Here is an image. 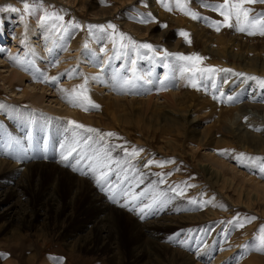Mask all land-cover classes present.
I'll list each match as a JSON object with an SVG mask.
<instances>
[{
	"label": "rangeland",
	"instance_id": "rangeland-1",
	"mask_svg": "<svg viewBox=\"0 0 264 264\" xmlns=\"http://www.w3.org/2000/svg\"><path fill=\"white\" fill-rule=\"evenodd\" d=\"M81 1L89 5L86 13H80L82 17L79 18L75 17L72 11L64 10L58 3L46 0H42V5L39 4V0L35 4L33 0H28L32 9L31 14L25 12L21 0H0V31H3L5 37V41H0L3 48L0 50V158L18 166L21 165L20 167L23 168L26 166L23 163L26 162L28 164L58 163L57 165L62 166L64 170L78 176L70 177L76 182L83 176L87 178L89 175L92 176L89 168L82 165L86 159L90 162L97 153H100L101 157L108 153L115 163L111 164L109 174L101 181L106 189L101 190V193L106 192L105 200L119 210L117 223L111 217L109 218V223L118 228V234L115 235L118 242L117 249L116 251L110 249L99 251L91 244L92 241L85 242L84 239L78 242L80 241L81 244L84 242L87 247L89 245L92 247L90 249H86L85 246L76 247L78 234L82 235V238L90 236L91 226L86 225L91 224L96 208L91 204L89 195L83 190L82 197L78 201L73 200L69 191V179L63 176L59 186V193L63 196L60 195L54 204L63 214L58 211L57 219L52 215L51 220H55L56 223L66 220L64 227L59 224L55 227L46 216L34 218L28 226H21L20 221L15 219V204L11 212L5 211L6 207L15 203L16 198L11 196L4 203H0V264H47L57 262L58 258H63V262L70 259L69 264H241L242 261L243 264H264V253L246 247L258 243L255 237L264 226V174L255 168L241 166L234 159L239 153L264 157L263 151L261 153L254 151V146L260 143L255 140L252 142L248 139L249 137L235 131L242 123L241 109L238 108L245 102L244 98L239 96L243 89L244 96L256 94L258 99L255 103L264 104V88L258 86L256 82L245 80V77L235 76L232 73L220 72L215 77L219 90L204 91L191 87L187 79L189 74L184 73V91H188L190 87L207 96L212 94L210 98L216 103L215 107L196 106L192 103L187 107V112L178 116L170 114L165 108L158 107L159 104L156 101L123 103L124 105L116 107V122L109 128L110 130H104L101 126L88 123L84 119L61 116L57 112L68 106L88 115V105L73 106L68 102V98H65L68 92L73 95L69 89L68 92L63 91L67 86L64 84L71 81H75L74 84L78 87L77 92H80L79 83L82 81L89 83L88 90L95 89L94 91L98 93L103 90L105 95L110 89L112 92L113 80H106L104 72L107 70L106 74L109 73L112 63L118 65L125 59H133L130 56L133 52L132 45L127 40L121 41L119 33L133 36L134 41L142 44L131 31L119 28L117 19L139 23L138 18L141 14L150 13L154 20L141 24H155L160 29H169V35L160 38L162 44H157L155 39L147 40L149 41L147 44H151L156 49L157 55L154 56L150 50L141 52L143 48L136 50L135 67L149 60L157 61L156 69L152 66L147 69L145 78L138 79L139 90L136 94L138 98L166 93L175 87L173 84L175 80L177 83V79H174L173 70L162 66V63L168 62V59L161 61V57L164 51L171 50L172 46L168 44H175L178 37L182 38L185 46H191L192 49L182 51L183 54L202 56L201 51L212 46L211 40L208 39L215 34H221L224 39L221 41L226 44L233 43L230 39L237 36L243 43L242 46L238 45L241 51L249 52L252 48L264 55V36H249L228 28H222L220 32H216L204 22L185 15L176 8L173 0H169L172 10L168 11L164 6L163 10L176 17L187 16L200 31L195 36L189 35L191 43H188L184 36L179 35L182 30L174 22L158 15L157 17L148 11L146 0H132V3L126 5L127 7L123 9L120 7L114 18L98 23L94 21L95 9L113 8L119 5L118 2L116 0ZM209 2H218V0H209ZM188 6L202 16L222 19L217 13L202 7L197 0H191ZM246 7L253 9L252 14L264 12V3L246 5ZM52 13L63 16V20L56 19L51 15ZM45 17L48 18L45 19ZM73 23L81 27H71ZM109 23L116 25L118 30L116 33H113L112 29L89 31V25L106 26ZM82 24H84L83 27ZM44 26H46L45 33L40 36ZM79 30L88 31L92 38L91 42L98 44L96 47L98 50L94 52L88 48L89 44H82L79 46L82 56L79 55L77 60H72L73 56L66 54L65 46ZM172 32L174 35L170 38ZM96 34L105 36L98 39ZM106 36L109 39L107 42L104 41ZM35 39L42 41L34 43ZM121 44L128 47L122 48ZM108 45L113 55L105 59L102 53L108 49L106 48ZM23 52L26 53L24 57L20 56ZM68 61L72 62L67 63ZM174 61L179 66L183 63ZM206 66L211 65H203V67ZM13 71L19 72L23 80L17 77L13 80L11 76ZM119 72L130 75L126 69H119ZM233 72L242 73L235 69ZM4 77H8L7 82L3 80ZM44 77H47L46 82ZM53 77L57 78L55 83L52 82ZM225 79L227 82H224ZM160 81H165L163 90H159ZM10 83H13L14 87ZM29 85L38 86V89L31 92L39 94L41 100L37 103H33L31 97L23 94L24 91L31 90L27 88ZM41 85L45 88L44 90L39 88ZM251 85H254L252 89ZM241 86H243L241 90L234 92ZM220 91L226 96L231 95L234 100L221 99ZM213 95L219 98L213 99ZM58 98L61 100L60 104L57 103ZM76 98H79L77 93ZM96 103L99 108L93 109L94 113L101 111L100 104ZM85 107L88 108L87 111ZM68 119L84 125L85 128H76V125L70 124ZM86 128L97 129L101 134L115 133L116 135L100 140L98 133H89L85 130ZM260 133L261 130L254 129L250 137L257 138ZM87 137L92 139L86 146ZM10 140H18L20 145H14L12 149H9ZM72 149L75 150L68 156L67 162L75 163L80 160L77 167L83 172H89V175L71 171V167L61 162V155H68ZM133 149L137 150L138 155H131ZM221 150H228V152L221 154ZM143 152H147L144 155L145 161L139 167L137 161ZM149 161L152 163L149 164ZM161 164L163 166H160ZM143 166L147 167V171L142 173L144 181L139 182L131 174L133 171H139L138 169H144ZM11 168L13 169L11 171L5 166L0 169V192L3 190L1 186L11 183V180L15 181L16 168ZM212 174L216 176L219 174L218 180L212 179L210 177ZM20 175L21 173L16 178L18 179ZM10 176L13 178L11 179ZM22 180L25 187L18 189H26V198L30 205L33 203L36 205L39 200L42 201L47 196V191H56V181L45 171L41 175L38 173L25 175ZM93 180H85L91 188L97 184L94 178ZM79 182L81 183L80 180ZM23 203H27V200L23 199ZM124 204H128V207L122 206ZM170 206H175V209L168 213L169 216L175 217L176 221L181 220L187 225H192L194 232L189 240L197 243V246L188 252L196 255H187L185 252L178 251L176 240L182 239L183 236L178 234L174 227L157 225L153 234L138 232L137 225L146 226L152 220L166 215ZM141 208L143 212L140 211ZM182 214L194 215L193 221L188 220L187 216L181 219L176 217ZM251 217L255 219L249 220L248 218ZM238 223H243L244 226L238 227ZM82 226L86 227L81 229ZM214 230H217L218 237L211 241L209 238L212 237ZM71 233L76 237L69 236ZM222 236L231 239L229 248L236 249L240 256L231 252L227 255L230 257L225 260H216L221 246V241L218 240H221ZM187 237L188 235L184 236V239ZM201 237L203 238L200 239ZM140 245L146 251L138 255L134 249ZM107 246L109 247L108 244ZM233 257L235 258L232 259Z\"/></svg>",
	"mask_w": 264,
	"mask_h": 264
},
{
	"label": "bare ground",
	"instance_id": "bare-ground-1",
	"mask_svg": "<svg viewBox=\"0 0 264 264\" xmlns=\"http://www.w3.org/2000/svg\"><path fill=\"white\" fill-rule=\"evenodd\" d=\"M46 1L53 2L55 4L58 3V5H60L64 10H67V11L69 10V12L72 11L73 15H75V17L77 16L79 18L82 17L81 14L86 13L85 12L86 8L89 5V3L87 4L86 2H82L81 0H46ZM116 2H118L117 4H119V5H115L113 8L102 7L100 9H95V11L93 12V14L95 15V16L93 15L95 17V19L93 17L94 21H96V23L101 22V21L106 22V21L110 20L111 18H114L115 15L117 14V10L120 7H121V9L127 7L126 5L132 3V0H116ZM146 3L149 7L148 11L154 13L156 16L158 15L160 17L168 18V20L174 22L180 28V30L185 31V32L189 33L190 35H194V36L200 32L198 30V28L190 20V18H187V16L178 15L176 17L175 15H170V13L165 12L164 11L165 9L163 10V6L159 2V0H146ZM167 3L169 4L171 2L168 0ZM136 8H140V7L136 6ZM90 13H92V12H90ZM172 14H174V13H172ZM117 23L120 26L119 28L124 29L126 31H131L133 33V35L137 38V40H139V43H142V44H147L149 42L147 40H150V39H155L156 40L155 42L157 44H162V43H160V38L162 36L167 37L169 35V33H168L169 29H160L155 24H147L146 25V24H141V23H135V22L129 21V20H118V19H117ZM83 26H84V24H82V27ZM45 29H46V26H44L42 28V31L39 34L40 36L44 35ZM170 29L173 30L172 27H170ZM15 33H17V32H15ZM202 34L206 35V33H202ZM96 35H97L98 39H100L101 36H105V35L99 36V34H96ZM173 35L174 34L172 32L170 38H172ZM107 38L108 37L106 36V38H104V41L107 42V40H109ZM208 40H211L212 46H210L209 49L204 48L201 51L202 56L207 58V59H205V61H203L202 65H201L202 67H203V65H211V66H215V67L223 68V69L224 68H228V69H232V70L235 69V70H238L242 73L247 74L248 76H252V75L256 76V77L264 76V55L259 54V52L254 51V49H252V48L250 49L252 51H249V52H246L243 50L241 51L239 49L238 45L242 46L243 43L239 41V38L237 36H233L230 39V41L233 42L231 44H226V43L222 42L221 40H224V39L221 37V34L220 35L215 34L214 36H212ZM0 41L1 42L5 41L3 31H0ZM41 41H38L37 39H35L33 42L39 43ZM91 41H92V38L89 36L88 31L79 30L75 34L73 39L65 46V48L67 49L66 54H69L70 57L73 56L72 60H74V59L77 60L76 58H78V56L81 55V50H79V46H82V44H89L88 48H90L94 52H96L98 50L96 48V47H98V44H95ZM163 44L166 45L165 43H163ZM40 45H42V43ZM168 45L172 46V48L170 47L171 48V50L169 51L170 53H182V51L192 50L191 46H189V47L185 46L184 42H182V38H179V37L177 38V42L175 44H168ZM228 45H230V46H228ZM109 46L110 45H108V47H106L108 49L104 50L102 53L104 55L105 59L107 57L111 58V56L113 55V51H111ZM2 49L3 48L0 45V50H2ZM147 51H148V49L141 50V52H147ZM136 53L137 52L135 51V52H132L130 54L131 58H133V59H128V60L125 59L121 63H119L118 65L116 63H112L111 69L109 70L108 74H106L107 70L104 72L106 80H108V81L113 80V82L111 83L112 87H113V83L115 82V78L118 76L123 75L125 77L132 78L133 74H132V72L129 71L130 68L134 67L135 68V74H138L139 77H141L142 79L146 77L147 69L152 68V66H153V69H156V67H157V61L156 60L155 61L149 60V62H146L144 64L139 63V65L137 67H135L136 62H137L135 60ZM25 54L26 53L23 52L20 56L24 57ZM132 60L135 61L134 65H132L131 62H129ZM116 61H118V60L116 59ZM164 61H167V60H164ZM69 62H72V61H68L67 63H69ZM167 64H168V68L173 70L174 79H177V83L175 80V83L173 84L175 87L166 93L162 92L159 94L149 95V96H147V98H144V97L138 98L136 96V94H138L137 90H139V87H138L139 81L138 80H135V87L132 90V94H118V92L116 90L112 89V92H111V89H110L109 92L105 95L102 92L103 90H100L99 93L94 91L95 89L88 90L87 88H88L89 83L88 82L85 83V81H82L79 83L80 92H77L78 87H77V85L74 84L75 81H71L68 84H64L67 86L64 87L63 91L68 92V89H69L73 92L75 90V93H77V95L79 96V98H76V102L82 103L83 105H85V104L88 105L87 106L89 108V110L87 112L88 115H85L84 112L78 111L77 109L70 108L68 106L65 107V109H62V111H57V112H59V115H61V116H65V117L70 118V119L71 118H73V119L74 118L75 119H84V120L88 121V123L90 122V123L97 124V126H101L104 130H107V129L110 130L109 128H111V126L113 127V124H115V122H116V117H117V114H115L116 107L124 105L123 103L156 101L159 104V105H157L158 107L165 108V109H167V112H169L170 114L178 115V116H179V114H181L183 112H187V107H189V105H191L192 103H194V105H196V106L206 105V106L211 107V108L216 106V103L210 98V96L212 94L207 96L206 94L199 92V91H197L193 88H190V87L188 88V91H184V85H185L184 80H183L184 74L182 75L181 72L177 70L179 68V65H176L177 62H175L174 60H172L170 58H168ZM24 69H25V67H24ZM91 69L94 70L93 68H91ZM103 69H105V67ZM119 69L128 70L130 72V75L127 76L126 73H121L123 71L119 72ZM137 70H139V72H137ZM11 76L13 77V80H15V77H17L19 80H23L22 75L17 71H13L11 73ZM3 80L7 82L8 77H4ZM245 80H247V79L245 78ZM108 83H110V82H108ZM12 84L13 83H10V85L12 87H14V85H12ZM15 84H16V82H15ZM163 84H165V81L164 82L160 81L158 83V85L160 86L159 90L164 89ZM177 84H178V86H177ZM82 85L87 89L86 92L82 91V89H81ZM244 87H246V86H244ZM252 87H254V85L250 86L251 89H252ZM27 88L28 89L31 88V90L30 91H24L23 94L25 96L31 97V100L33 103H37L39 100H41V98L39 97V94H32L31 93L36 88L38 89V86L32 87V85H29V86H27ZM39 88L41 90L45 89L42 85ZM242 88H243V86L239 87L234 92H237V91L241 90ZM135 91H136V93H133ZM243 91H244V89L241 91L239 96L242 99L244 98L245 102H243L238 108V109H241L240 113L242 116V119H241L242 123H241V126L236 128L235 131H236V133H239L242 136L249 137L248 139H251L252 142L255 140L257 143H260V145L254 146V151H256L257 153H261L262 151L264 152V149H262V148H264V146H261L264 144V104L255 103L258 99V96L256 94L244 96L242 93ZM71 96L72 95L69 94V92H68V95L65 98H69ZM131 96L132 97L134 96V98H132ZM84 97H87V99H84ZM227 97L228 96H226V95L220 96L221 99H226V100H227ZM160 100H162V101L160 102ZM96 102H98L100 104L101 111L94 113L93 109H95V108H93L92 105L93 104L96 105L97 104ZM57 103L60 104L61 100L59 99V102H57ZM254 129L261 130L260 136L257 138H251L250 137V134L252 133V130H254ZM246 140H247V138H246ZM146 153L147 152H143V154L139 157V161H137V163H139L138 164L139 167L145 161L144 155ZM81 157H82V154H81ZM78 161H80V160H78ZM23 164H26V166H24V168L20 167L21 165L18 166L15 163H12V162H9L5 159L3 160L2 158H0V169L4 166L9 171L13 170L11 167L16 168L14 171L15 181L11 180L10 181L11 183L4 184L3 186H1V188L3 190L0 192V203H4L11 196H14L16 198L15 203L6 207L5 211L11 212L13 205L15 204V219L20 221L19 223L21 226H28L34 220V218H39L40 216H46V218L49 219V222H51L52 221L51 219H53L52 215H54L56 217L55 219H57L59 212L62 213V211H61V209L58 210V207L54 204H55L56 200L59 199V196L62 195L61 193H59L60 181H61L63 176H67L69 179V183H70L69 191H70V195L72 196V199L78 201V199L82 197L81 193L83 190V192L85 194L89 195L91 204L96 208L95 217L93 218L91 224L86 225V226H91V229H92V232H91L89 237L82 238L81 237L82 235L79 236V234H78L79 237L78 236L76 237L72 233L69 234V236H71L73 238L76 237V239H77V241L75 242L77 244L76 247L79 248L81 246H85L86 249H90L92 246L89 245L87 247V244H85L84 242L82 244L80 241L78 242V240L84 239V240H86L85 242L92 241L91 244H93V246L99 251H102V249H105V250L110 249V250L116 251V249H117L116 247H117L118 242L116 241L115 235L118 234V228L115 225L109 223V218L111 217L117 223L119 210L112 207L105 200L106 196H104V195H106L107 193L106 192L101 193V188L97 184H95L91 188L90 184H88L85 181V180H87V181L93 180V177L91 175H89L88 178L83 176V178L85 180H83V178H78L76 180V182H74L73 180H71L70 177H78V176L70 173L67 170H64L62 168V166L57 165L58 163L39 162V163H34V164L33 163L28 164L26 162ZM88 164H89V160L86 159L85 163H83L82 165L87 166ZM143 167H144V169H142V168L138 169L139 171H133L131 174L139 182L144 181V177H143L142 173L144 171H147L146 170L147 167L146 166H143ZM21 168H23V170H21ZM44 171L49 173L52 176V178L56 181V191H53V190L47 191L46 192L47 196H45L42 201L39 200L38 204L35 205L33 203L30 205L29 200L26 198V196H27L26 189L25 190L18 189V188H24L25 187V184H24L22 178L25 175L30 176L34 173H38V175L39 174L41 175L42 172H44ZM71 171H74V170L71 168ZM20 173H21V175L17 179L16 177ZM217 176H219V174ZM217 176H216V174L215 175L212 174L210 177L212 179L218 180ZM10 177H11V179L13 178V176H10ZM79 180L81 181V183L79 182ZM253 181H256V180L253 179ZM93 182H94V180L92 181V184H93ZM257 183H259V182H257ZM256 187H258V186H256ZM23 199L27 200V203H23ZM226 199H228V197ZM174 209H175V206H170L167 209L166 215H163L160 218H156V219L152 220V222H150L146 226L137 225V230L141 234H145V232L147 234H149V233L153 234V231H154L155 227H157V225L158 226L174 227L176 229L177 233L181 234L183 236L182 239L180 238L178 241L176 240V246L178 245L177 247L179 248L178 251L179 252H185L187 255H196V254H191L188 252L197 246V243L191 242L189 240L190 236L194 232L193 227H191L192 225L185 224L181 220L176 221V218L173 216H169L168 213H170V211H172ZM187 215H191V214H182V215H178V216L176 215V217L181 219ZM187 218H188V220L193 221L194 215L187 216ZM52 223L54 224L55 227L58 224L61 227L66 226V220H64V219L61 221V223H56L55 220H53L51 222V224ZM86 226H82L81 229L85 228ZM113 227L115 228L116 231L114 230ZM81 231H83V230H81ZM214 231L215 232L212 234V237L209 238L211 241H213L214 238L218 237L217 230H214ZM224 233H225V231L223 232V235H224ZM187 235H188V237L186 239H184V236H187ZM202 238L203 237H201L200 239H202ZM76 239H74V240H76ZM218 241H221V246L219 249V255L217 256L216 260L223 261L227 257H230V256H227L229 253H231V252L234 254L237 253L236 249L233 250V248H229L228 245L231 242V239H227V236L226 237L222 236L221 240L219 239ZM199 242L201 244L203 243L201 240ZM107 244L109 245V247L107 246ZM160 247H163V246L160 245ZM134 250H136L134 252L138 253V255L141 252L143 253L146 251L142 245L136 247ZM139 250H140V252H139ZM236 255L240 256L239 253H237ZM198 256H200V254ZM70 258H73V256H70ZM234 258L235 257H233L232 259H234ZM240 259H241V257H240ZM69 260H65V262H63V264H69L68 263ZM47 264H57V262L54 261V262H50ZM241 264H243V261L241 262Z\"/></svg>",
	"mask_w": 264,
	"mask_h": 264
},
{
	"label": "snow or ice",
	"instance_id": "snow-or-ice-1",
	"mask_svg": "<svg viewBox=\"0 0 264 264\" xmlns=\"http://www.w3.org/2000/svg\"><path fill=\"white\" fill-rule=\"evenodd\" d=\"M162 6H164L168 11L172 10V7L166 3V0H159ZM176 8L181 10L185 15L190 16L194 20H200L207 24L208 27L213 28L216 32H220L222 28H228L235 32L245 33L249 36L260 35L264 36V12L253 13V9L250 7H246V5H252L256 3H264V0H218V2H209V0H197L202 7L207 8L215 13H217L222 19H213L211 17L202 16L200 13L196 12L188 5L191 3V0H173ZM23 3V7L26 13L31 14L32 9L30 8L28 0H21ZM37 3V0H33V4ZM39 4L42 5V0H39ZM58 20H63V16L58 15L57 13H52ZM48 17H45L47 19ZM133 19H137L136 17H132ZM154 20V17L151 16L150 13L141 14L138 18L139 23H150ZM71 27L79 28L81 27L79 24H71ZM89 31L91 32L93 29H99L101 31H106L107 29H112L113 33H116L118 30L116 29V25L107 24L106 26H97V25H89ZM166 27V25H165ZM67 31V29H65ZM179 35L184 36L188 43H191L189 39V33L185 31H180ZM120 40H127L129 44L132 45V51L135 52L138 48H144L152 51L153 55H157L156 49L153 48L151 44H138L136 41L132 39V37L128 36L125 33H119ZM122 48H127L128 45L121 44ZM172 58L176 61L183 62L180 64L178 71L183 75L184 73H188L187 79L189 81V85L197 90L209 91L216 90L218 91V85L215 83V77L217 73H232L235 76L245 77L249 81H254L258 86L264 88V78L256 77V76H248L245 73H235L232 69H223L215 66H206L202 67V63L206 57H202L198 54L185 55L183 53H169L164 51L163 56L161 57V61L167 60L168 58ZM118 58V57H117ZM131 64L134 65L135 61L132 60ZM102 68V64L100 65ZM162 66L167 68V63H162ZM130 72H132V78L125 77L123 75L115 78V82L113 83V89L118 92V94H132V90L135 87V80L142 79L139 76L135 75V68H130ZM57 78L53 77L52 82L55 83ZM45 82L47 81V77H44ZM146 83L149 81H145ZM224 82H227L225 79ZM243 82V81H242ZM82 91L86 92L87 89L82 85ZM76 93L73 91V95L68 98V102L72 103L73 106L84 107L82 103H77L75 99ZM219 96H224L222 91L219 92ZM217 95H213V99H218ZM87 99V97H84ZM234 98L229 95L227 100L232 101ZM93 108H99V105H92ZM87 111L88 108L85 107ZM70 124L76 125L78 129H84L85 126L82 124H77L76 121H69ZM89 133H98V137L100 140H103L105 137H111L116 135L115 133H99V130L93 128L85 129ZM91 137H87L85 140V145L87 146V142L91 140ZM19 146L20 141L18 140H10L8 143V148L12 149L13 146ZM72 149L68 152V155H61V162H65V166L73 168L74 171L81 172L83 175H89V172H83L76 165L79 163L77 160L76 163H70L68 161V156L72 154ZM142 151V150H141ZM228 152V150H221V154ZM131 155H138L136 149H133ZM237 163L241 164V166L247 168H255L260 173L264 174V157L260 156H247L244 153H239L234 157ZM115 163L111 160L110 155L105 153L103 157H101L100 153H97L95 158L90 159L87 167L89 168L90 173L95 179L97 185L101 188L102 191H105L104 185L101 183L103 179L107 177L111 170V164ZM149 164L152 161L148 162ZM160 166H163L162 164ZM99 173V175H97ZM135 199V197H133ZM124 207H128V204L122 205ZM143 212V209H140ZM249 220L255 219V217L248 218ZM238 227H243V223H238ZM255 240L258 243L253 245H248L246 247H251L254 251H258L264 253V226H262L259 230V233L255 237ZM57 264H63V258H58Z\"/></svg>",
	"mask_w": 264,
	"mask_h": 264
}]
</instances>
